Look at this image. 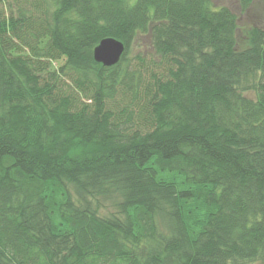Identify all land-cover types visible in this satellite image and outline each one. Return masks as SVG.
I'll return each instance as SVG.
<instances>
[{
	"label": "trees",
	"instance_id": "trees-1",
	"mask_svg": "<svg viewBox=\"0 0 264 264\" xmlns=\"http://www.w3.org/2000/svg\"><path fill=\"white\" fill-rule=\"evenodd\" d=\"M237 29L211 0H0V264H264V22Z\"/></svg>",
	"mask_w": 264,
	"mask_h": 264
},
{
	"label": "rangeland",
	"instance_id": "rangeland-1",
	"mask_svg": "<svg viewBox=\"0 0 264 264\" xmlns=\"http://www.w3.org/2000/svg\"><path fill=\"white\" fill-rule=\"evenodd\" d=\"M211 3L216 7L222 5L228 6L237 15L238 29L236 36L239 44L242 43V40L245 35L244 32L246 29H248L251 25L254 24L261 25L264 22V0H253L250 6L244 11L240 10L238 0H211ZM146 43H147L146 37L138 38V40L135 41V43L133 44L131 50L132 53L130 55H132L135 52H139L141 49L143 50L145 48ZM257 79H258V74L254 77L245 78L240 83L241 91L244 94L253 96L252 86ZM255 264H261V263L256 262Z\"/></svg>",
	"mask_w": 264,
	"mask_h": 264
},
{
	"label": "water",
	"instance_id": "water-1",
	"mask_svg": "<svg viewBox=\"0 0 264 264\" xmlns=\"http://www.w3.org/2000/svg\"><path fill=\"white\" fill-rule=\"evenodd\" d=\"M124 51L122 41L114 37H105L93 48V58L96 62L104 66H112L116 64Z\"/></svg>",
	"mask_w": 264,
	"mask_h": 264
}]
</instances>
